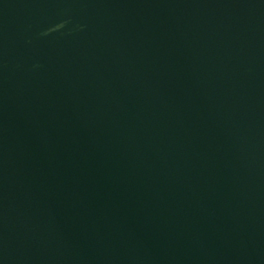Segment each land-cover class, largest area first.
I'll return each instance as SVG.
<instances>
[{
  "label": "water",
  "instance_id": "water-1",
  "mask_svg": "<svg viewBox=\"0 0 264 264\" xmlns=\"http://www.w3.org/2000/svg\"><path fill=\"white\" fill-rule=\"evenodd\" d=\"M0 264H264V0H0Z\"/></svg>",
  "mask_w": 264,
  "mask_h": 264
}]
</instances>
